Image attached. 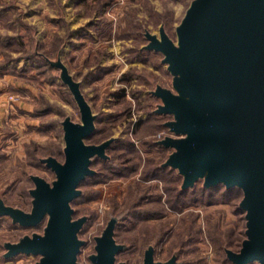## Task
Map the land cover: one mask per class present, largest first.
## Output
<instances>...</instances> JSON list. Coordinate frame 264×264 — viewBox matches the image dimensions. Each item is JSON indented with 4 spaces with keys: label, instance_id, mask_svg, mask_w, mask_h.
I'll list each match as a JSON object with an SVG mask.
<instances>
[{
    "label": "rangeland",
    "instance_id": "rangeland-1",
    "mask_svg": "<svg viewBox=\"0 0 264 264\" xmlns=\"http://www.w3.org/2000/svg\"><path fill=\"white\" fill-rule=\"evenodd\" d=\"M43 1L47 3L46 11L53 14L43 17L39 33V13L27 19L28 7L25 12L22 2L13 5L12 1L0 0V207L31 213L34 197L29 191L35 188L34 178L43 179L49 186L56 180L54 171L46 167L47 163L39 164L38 157L49 152L59 155L58 149L65 147L61 120L68 116L81 122L73 90L62 83L58 71L50 69L43 58V65L32 66L33 61L23 56L37 49L63 67L65 77L73 81L98 120L96 128H107L113 137L127 136L141 155L133 172L124 176H110L105 167L95 162L96 180H84L77 186L81 195L71 204L74 213L70 221H87L76 231V240L81 243L75 262L94 264L91 257L97 255L95 239L107 225L109 214L121 217L111 236L122 248L126 246L115 254L114 263L142 264L149 250L153 261H172L179 251L180 261L204 257L201 264H217L224 247L237 251L246 238V211L239 206L241 189L226 196L222 185L213 194L201 192L204 179L200 178L199 185L189 190L192 195L182 200L177 192L182 188L180 170L175 168L165 175L155 171L154 161L160 158L164 164L176 149L159 151L153 142L184 135L171 131L168 122L159 117L165 102L156 94L158 88L178 94L174 85L178 74L170 70L162 51L145 46L152 43L151 36L161 41L163 33L178 49L176 27L191 0H110L103 8L92 0ZM15 11L20 15L18 19ZM91 19H97V25L82 29ZM163 22L166 31L161 28ZM67 23L75 26L76 41L73 47L65 44V50L57 53L61 42H67ZM68 50L71 53L67 54ZM120 88L125 89V94L116 101L112 96ZM37 111L40 116H33ZM31 125L48 130L36 132ZM108 153V163L113 166L115 162L111 161L117 155L115 151ZM58 157L63 164L65 158ZM126 165L128 168L127 162ZM24 225L0 216V264L36 261L37 255L25 253L2 259L8 253L3 242L15 243L20 235L42 232L41 228Z\"/></svg>",
    "mask_w": 264,
    "mask_h": 264
},
{
    "label": "water",
    "instance_id": "water-1",
    "mask_svg": "<svg viewBox=\"0 0 264 264\" xmlns=\"http://www.w3.org/2000/svg\"><path fill=\"white\" fill-rule=\"evenodd\" d=\"M176 34L178 49L163 33L161 41L151 36L152 43L145 46L162 51L170 70L178 74L174 79L178 94L161 88L156 93L165 102L159 111L175 118L167 121L171 131L184 135L160 141L176 149L163 165L180 170L183 186L200 178L205 186L218 182L239 186L246 238L238 251L229 250L227 255L233 264L254 260L264 264V0H191ZM56 65L62 81L73 90L81 122L65 117L64 163L46 158L56 180L49 186L34 178L31 213L0 207V212L25 226H34L47 215L42 234L6 244V255H39L33 264H78L75 254L81 242L76 231L84 219L70 221L69 200L78 193L79 180L91 171L89 157L102 155L109 142L83 141L95 116L63 67ZM113 229L111 220L95 239L94 264H123L114 263L122 245L113 240ZM142 264H171V260L153 261L148 250Z\"/></svg>",
    "mask_w": 264,
    "mask_h": 264
},
{
    "label": "trees",
    "instance_id": "trees-1",
    "mask_svg": "<svg viewBox=\"0 0 264 264\" xmlns=\"http://www.w3.org/2000/svg\"><path fill=\"white\" fill-rule=\"evenodd\" d=\"M93 2H94V4L97 6V7H104L106 4H107V2L108 1H110V0H92ZM15 13H16V15H15V18H17L18 19V17L20 16V15H17V11H15ZM97 16V15H96ZM25 20V19H24ZM23 23H25L24 21H23ZM88 25H97V19L95 20V19H91L89 22H87L86 24H85V26L84 27H82V29H84L86 26H88ZM107 25V24H106ZM161 28L164 30V31H166L165 30V24H164V22L162 23V25H161ZM147 31V29L144 27V31ZM71 31L72 30H70V31H68V33H67V36L66 37H69L72 33H71ZM65 37V39H67ZM63 40V38H61V40L60 41H62ZM62 42H64V41H62ZM62 42H61V44H60V42H59V40L56 42L57 44H60V45H62ZM37 47V46H36ZM58 48V47H57ZM57 48H56V50H57ZM59 49L60 48H58V50H57V53H58V51H59ZM143 50H144V48H143ZM56 53V54H57ZM24 55H26V57H28L30 60H32L33 62L32 63H30L32 66H35V65H39V66H41V65H43V62H42V60H41V58H43V60L45 61V63L46 64H48L47 66L50 68V69H56L57 71H58V77H59V79L62 81V78H60L61 76V68L59 67V66H57L55 63H53V62H51L50 61V59H48V56H47V54H45L44 52H38V50L36 49V52H33V53H31V54H23V56ZM56 56V55H55ZM54 56V57H55ZM53 57V58H54ZM98 69V68H97ZM99 71V70H98ZM99 72H101V71H99ZM50 80V79H49ZM49 82H51V80L49 81ZM62 83L63 84H65L66 86H67V84H66V82H63L62 81ZM124 94H125V89L124 88H120V90L116 93V94H114L112 97H113V99H115L116 101L117 100H119V99H121V98H123L124 97ZM150 94V93H149ZM152 95V94H151ZM121 97V98H120ZM153 113V112H152ZM40 114H41V112H39V111H37V112H34V115L33 116H40ZM159 114H162V115H160L159 117L161 118V119H164L163 120V122L164 121H169L170 119H171V115L170 114H168V113H162V112H160ZM155 115V114H154ZM70 118V120L71 121H73L72 119V117H69ZM99 118V116L97 115V119ZM97 121L98 120H96L95 121V118H94V120H93V129L91 130V132L87 135V136H85L84 138H83V141L85 142V143H88V144H99V143H101V142H103V141H106V140H109V142H108V144H107V146L105 147V149H104V151H103V154L102 155H99V154H94V155H92V156H90L89 157V168L91 169V171H90V173H87V174H85L84 176H83V178H81L80 180H79V182H78V184H77V186H79L84 180H96V177L94 176L95 175V173H96V171L94 170V168H93V164L96 162V164H100V167H105V171H107L108 172V174H110V176H117V175H122V176H124V175H126L127 174V172H133V170H134V167H137V165L141 162V155L139 154V150H138V148L134 145V143H133V141L132 140H130L129 138H127V136H119V137H117V136H115V137H113V136H111L110 134H111V132L109 131V130H107V128H99V129H97L96 128V123H97ZM75 122V121H74ZM96 122V123H95ZM163 122L161 123V125L162 126H165L164 124H163ZM60 124H61V126H60V131H63L64 130V128H63V122H62V120L60 121ZM48 125H50V124H48ZM47 125V126H48ZM31 129H34L36 132H42V131H46V130H48V127H44V126H42V125H31V126H29ZM99 133H102V135H98ZM86 139H87V141H86ZM88 139H89V141H88ZM150 144H152V141H151V143ZM153 144H155V146L157 147V149L159 148V151H163V149H170L171 147H167V146H164L161 142H153ZM108 151H115V153H116V155H117V157H116V159L115 160H112L111 162H115V164L113 165V166H110L109 165V163L108 162H110V155H109V153H108ZM58 153H59V155H55V154H50V152L47 154V156L46 155H44L43 157H38V159H37V162L39 163V164H41V165H43V166H45L46 164V162H45V157H53V158H55L56 160H58V156H62L63 157V159L65 158V153H64V147L62 146L61 147V149H58ZM147 160V159H146ZM117 161V162H116ZM126 162L128 163V168H127V165H126ZM107 163V164H106ZM123 163V164H122ZM154 163H155V165H156V172H158V171H160L161 173H162V175L164 174L165 175V173H167L168 171H171V172H173V171H175V168H172V167H170V166H165V165H163L162 163H163V161L162 160H160V158H157L155 161H154ZM46 167H49V166H47L46 165ZM50 168V167H49ZM51 169V168H50ZM160 172H158V175H159V173ZM157 173H155V175H156ZM109 176V177H110ZM148 178V177H147ZM199 183H200V179H197V180H195L194 182H192V184H190V185H188V186H183L182 185V188H180V189H178V199H182V200H184L185 198V195H187V197H189V196H191L192 195V193L191 192H189V190L193 187V186H195V185H199ZM181 184H183V179H182V181H181ZM220 185H222L224 188L223 189H225L226 191L224 192V196H226V195H235V193H237V191L239 190V189H241L239 186H237V185H233V186H230V187H227V186H225L222 182H218V183H216V184H212V185H208V186H205L204 184H203V182L202 183H200V189H201V192L203 191V192H205V191H208V192H210L211 194H213L214 192H216V191H218L219 190V186ZM242 190V189H241ZM29 195L31 196V190L29 191ZM81 195V191L79 190L78 191V193L73 197V198H71L70 200H69V206L71 207V204L75 201V199H78L79 198V196ZM184 195V196H183ZM240 206V205H239ZM1 211V210H0ZM73 213H74V211H72L71 212V216L73 217ZM0 216H7L11 221H12V223H20L19 221H17V220H14V218L10 215V214H2L1 212H0ZM113 221V223H114V228L116 227V225H118L119 223H120V221H121V217H116V216H110V214L107 216V218H106V224L107 223H109L110 221ZM46 221H47V215H45L44 217H43V219L38 223V224H36V225H34V226H25L24 225V227H33V228H41V231L42 232H40V233H37V234H42L43 233V231H44V227H45V225H46ZM87 221V218L86 219H84V221H83V223H85ZM31 236L32 234L30 233V234H23V235H20V236H18V240L17 241H19L21 238H23L24 236ZM242 241L243 240H241V242H240V244H239V247H238V250H239V248L241 247V244H242ZM10 243V242H9ZM7 243L6 242H3V246L5 247V245H6ZM125 248H126V246L123 244V248H122V250H125ZM152 249H154L155 250V248H154V246H153V248ZM232 251V249H227V248H223L222 250H221V252H220V255L217 257V264H233V262L228 258V255H227V252L228 251ZM237 250V251H238ZM178 253H179V251L177 252V256H176V258L174 257L173 258V260L171 261V264H201V263H204V257H201V258H196V259H192V258H190L189 260H183V261H180L179 259H178ZM18 254H21V253H16V254H9V255H6V256H2V259L3 260H7V259H12V258H14L16 255H18ZM36 256V255H35ZM38 257H37V259H36V261L35 262H37V261H39V259H40V256L39 255H37ZM249 264H260L258 261H256V260H254V261H252V262H250Z\"/></svg>",
    "mask_w": 264,
    "mask_h": 264
},
{
    "label": "crops",
    "instance_id": "crops-1",
    "mask_svg": "<svg viewBox=\"0 0 264 264\" xmlns=\"http://www.w3.org/2000/svg\"><path fill=\"white\" fill-rule=\"evenodd\" d=\"M9 1H12V3H13V5H16L15 3H19V2H22L23 3V8H24V11L26 12V6L28 7L27 8V10L29 11V13L26 15L27 17L29 16V17H31L32 16V14H34V13H39V15L40 16H37V18H39L40 20H41V25L40 26H37V29H38V32L39 33H41L40 31H42V25H44V22L42 21L43 20V17L45 16V15H48V16H52V14L53 13H48L47 11H48V9H47V3L45 4V2L43 1V0H9ZM17 3V4H18ZM63 6V5H62ZM46 9H47V11H46ZM63 9H64V6H63ZM65 11V10H64ZM62 14H64L63 12H62ZM11 16L12 17H14L13 16V14H11ZM25 16V17H26ZM27 18V19H30V18ZM34 17H36V16H34ZM34 17H31V18H33L34 19ZM3 18H5V17H3ZM59 18V17H58ZM67 29H69V30H72L73 32H72V34H71V36H69V37H67L68 39H67V42H64L63 44H62V46H61V48L59 49V51H64L65 50V47H64V45L65 44H68L67 46H72V44H74V42L76 41L75 40V38L73 37V36H76V34H77V32L75 31V26H73V25H71V24H69V23H67ZM58 29V28H57ZM90 32L88 31V34H89ZM73 47V46H72ZM59 51H58V53H59ZM70 51V52H69ZM68 53H71V50H68V52H67V54ZM57 56V58H59L58 57V54L56 55ZM65 56V55H64ZM62 59V58H61ZM61 66V65H60ZM26 111H30V109H28V110H26Z\"/></svg>",
    "mask_w": 264,
    "mask_h": 264
}]
</instances>
